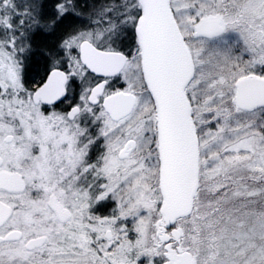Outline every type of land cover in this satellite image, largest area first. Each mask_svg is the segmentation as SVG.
Wrapping results in <instances>:
<instances>
[{
	"label": "snow or ice",
	"instance_id": "1",
	"mask_svg": "<svg viewBox=\"0 0 264 264\" xmlns=\"http://www.w3.org/2000/svg\"><path fill=\"white\" fill-rule=\"evenodd\" d=\"M0 264H264V0H0Z\"/></svg>",
	"mask_w": 264,
	"mask_h": 264
}]
</instances>
